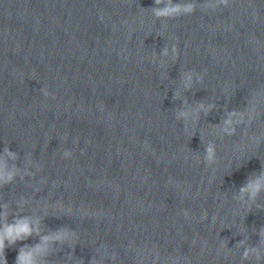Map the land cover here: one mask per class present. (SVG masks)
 Returning <instances> with one entry per match:
<instances>
[{"label":"water","instance_id":"water-1","mask_svg":"<svg viewBox=\"0 0 264 264\" xmlns=\"http://www.w3.org/2000/svg\"><path fill=\"white\" fill-rule=\"evenodd\" d=\"M171 118L264 235V0H40Z\"/></svg>","mask_w":264,"mask_h":264},{"label":"clouds","instance_id":"clouds-1","mask_svg":"<svg viewBox=\"0 0 264 264\" xmlns=\"http://www.w3.org/2000/svg\"><path fill=\"white\" fill-rule=\"evenodd\" d=\"M21 231H27V229H21ZM8 238H11V232H9L7 234ZM4 239H5V235H0V249H3L4 247ZM23 259V258H21Z\"/></svg>","mask_w":264,"mask_h":264}]
</instances>
